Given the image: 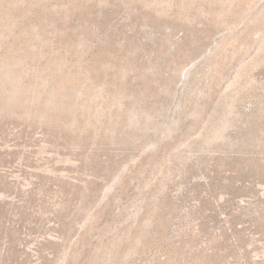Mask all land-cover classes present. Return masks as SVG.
<instances>
[{
    "label": "rangeland",
    "instance_id": "rangeland-1",
    "mask_svg": "<svg viewBox=\"0 0 264 264\" xmlns=\"http://www.w3.org/2000/svg\"><path fill=\"white\" fill-rule=\"evenodd\" d=\"M14 1L0 264H264V0Z\"/></svg>",
    "mask_w": 264,
    "mask_h": 264
},
{
    "label": "bare ground",
    "instance_id": "bare-ground-1",
    "mask_svg": "<svg viewBox=\"0 0 264 264\" xmlns=\"http://www.w3.org/2000/svg\"><path fill=\"white\" fill-rule=\"evenodd\" d=\"M231 1H234V0H231ZM236 1H239V0H236ZM14 2L15 1L13 0L12 3L14 4ZM2 4L0 2V40H3V38H6V32L9 29L11 32V28L13 27V21H12V19L9 18L10 17V16H8L9 13L7 12V10L5 8L2 7ZM6 50H7V48H6ZM17 53H18L17 48H12V49L8 50V52L6 54H3V53L0 54V81H1V84L3 86L2 89L5 86L7 87V83L10 82V84H11L10 85L11 89H9V91H7L6 88H4V91L6 90V92L0 91V92H2V93H0V100H5L7 102H14V103L21 102V101L37 103L42 107L41 110L37 113V115L41 118H45V116L47 114L46 109L52 108V107L55 108L57 106H60L57 108H61V106H62L61 104L64 102L63 96H64V98L66 96V91L63 92L61 84H63L65 82L66 78L64 77V75H62L58 80L59 83L57 86L45 88L44 90H47V91L37 92L34 96H25L24 91H23V89L20 85V82H19V81H21L20 74L19 75L16 74L15 69H17V68L14 69V67L16 66V64H18V61H19V58H18L19 55ZM20 59H21V57H20ZM41 81H44L43 85H42V86H44V85L48 84L47 81H49V80H48V78H43ZM80 91H81L80 89L76 90L75 94L80 96L81 95ZM82 95L84 96V94H82ZM86 97H88V96H86ZM91 97H92V95H91ZM87 102L89 103L90 101H87ZM70 105H72V104H70ZM87 105H89V104H87ZM70 108L72 109V107H70ZM84 108H83V110H84ZM71 111H73V110H71ZM70 113H72V112H70Z\"/></svg>",
    "mask_w": 264,
    "mask_h": 264
}]
</instances>
